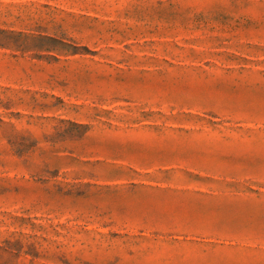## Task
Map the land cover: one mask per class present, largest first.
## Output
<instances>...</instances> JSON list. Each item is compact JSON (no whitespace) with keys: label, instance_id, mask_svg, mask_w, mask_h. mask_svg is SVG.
<instances>
[{"label":"rangeland","instance_id":"374dc122","mask_svg":"<svg viewBox=\"0 0 264 264\" xmlns=\"http://www.w3.org/2000/svg\"><path fill=\"white\" fill-rule=\"evenodd\" d=\"M0 264H264V0H0Z\"/></svg>","mask_w":264,"mask_h":264}]
</instances>
